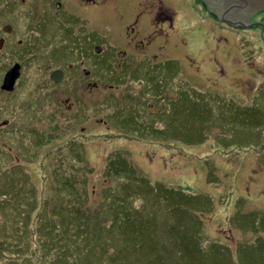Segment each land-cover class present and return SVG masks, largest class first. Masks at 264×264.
<instances>
[{
    "label": "rangeland",
    "instance_id": "1",
    "mask_svg": "<svg viewBox=\"0 0 264 264\" xmlns=\"http://www.w3.org/2000/svg\"><path fill=\"white\" fill-rule=\"evenodd\" d=\"M101 5L96 23L102 29L98 37L105 58L111 56L106 52L109 44L117 50L127 45L130 65V58L140 61L131 54L145 55L148 61L141 62L150 65L147 73L134 74L137 81L124 80L117 89L135 94L145 79L151 86L162 84L151 92L155 125L138 132L136 125L144 123V117L129 122L131 115L118 114L115 101L105 107L103 118L115 112L112 119L125 120L124 126L112 119L99 126L70 118H61L59 127L39 123L46 105L50 110L49 95L32 94L36 85L29 86L27 79L20 83L16 95L20 97V152H14L18 145L11 141L7 146L13 154L0 163L8 174L16 169L17 175L20 169L30 173L35 186L32 211L20 217V236L29 250L22 252L23 258L29 255L33 264H54L53 249L56 257L69 258L75 247L86 248L74 235L75 224L71 231H62L58 218L66 207L55 218L59 230L55 248L40 234L39 217L48 219L52 208H61L59 201L64 200L48 190L51 182L45 181L44 171L48 169L46 173L55 170L52 181L64 170L74 172L75 188L87 193L78 210L83 214L92 215L100 208L103 216V206L118 193V184L132 181L133 200L120 206L112 201L119 213H130L128 222L118 217L107 226L119 230L121 224H143L149 246L142 254L127 247L121 253L125 264H264V27L258 25L264 10L251 16L250 24L239 20L235 25L220 9L218 16L213 13L203 0H102ZM144 35L147 46L135 51ZM113 52L115 75L122 51ZM126 60L123 63L128 65ZM110 79L105 78L106 84L118 78ZM123 103L130 104L128 99ZM159 106L162 114L157 116ZM38 138L41 143H36ZM72 143L85 146V161L71 157ZM119 159L126 167L120 174L113 163ZM2 172L0 190H5L17 177ZM178 189L187 195H164ZM71 206L78 204L73 201ZM139 208L143 212H135ZM1 217L2 211L0 223ZM12 255L3 253L6 261ZM93 257L85 253L80 264L92 263ZM103 262L99 253L98 263Z\"/></svg>",
    "mask_w": 264,
    "mask_h": 264
},
{
    "label": "flooded vegetation",
    "instance_id": "2",
    "mask_svg": "<svg viewBox=\"0 0 264 264\" xmlns=\"http://www.w3.org/2000/svg\"><path fill=\"white\" fill-rule=\"evenodd\" d=\"M101 2L102 0H0V162L9 159L6 155L13 154L7 146L11 141L18 145L14 152H20V97L16 98V95L20 94V83L25 79L29 86L36 85L33 88L35 91H30L32 94H48L51 101L49 112L47 105L44 112L41 111L43 113L38 118L39 123L49 122L52 127H59L61 118H70L81 119L87 125L110 124V119L117 114L113 112L104 119L105 110L108 109L105 107L114 105L115 101L118 114L121 111L131 115L132 120L130 117L129 122L134 123L135 117H144V123L136 125L138 132L152 130V123L155 125V122L153 119L151 121V92L153 87H161L162 84L155 82L151 86V81L145 79L135 94L124 92L122 88L118 90L124 80L137 81L134 74L138 70L147 73L150 65L141 62L145 59L148 61L145 55L133 54L131 57H137L140 61L130 58L133 62L130 65L126 60L130 57L127 45L117 50L109 44L110 48L106 52H110L111 56L107 55V59L105 58L106 54L100 44L101 37H98L99 30L102 29L96 23L103 12ZM258 25L264 27L263 18ZM137 34L140 35L139 32ZM132 43L129 41L127 44ZM138 46H147L146 35L140 36L139 43L134 47L135 51ZM111 48L115 52H122L117 54L120 63L115 69V78L118 79L115 84H106L104 65L106 62L113 65V61H116ZM147 51L144 50L143 53L148 55ZM124 60L128 65L123 63ZM177 64L179 65L178 62ZM164 90L162 88V92ZM107 96L113 100L106 102ZM126 99L130 104H122ZM165 105L167 106L166 101ZM155 112L157 116L161 115V106ZM65 114L68 115L61 117ZM95 116L98 118L94 119ZM112 120L115 124H126L125 120ZM38 142L41 143L39 138L36 140ZM0 171H3L1 175L20 176L17 175L19 169L8 174L4 163H0Z\"/></svg>",
    "mask_w": 264,
    "mask_h": 264
},
{
    "label": "trees",
    "instance_id": "3",
    "mask_svg": "<svg viewBox=\"0 0 264 264\" xmlns=\"http://www.w3.org/2000/svg\"><path fill=\"white\" fill-rule=\"evenodd\" d=\"M111 66V63L106 62L104 65V71L110 78H115V75L111 70ZM106 77L109 81H112L107 75ZM71 157L80 160L81 162L85 161L84 145L81 143H73ZM123 160L126 162L124 158ZM114 164L115 168H118L120 173L125 172L126 167L120 159L114 162ZM47 170L48 169L44 170L45 181L50 180L51 182L48 190L51 189L54 191V196L58 194L65 201H59V203L63 204L61 208L59 206H54L52 208L48 215V219H46L45 215H41L39 217V230L40 234L44 236L43 240L46 241V244L52 245L55 248V237H58L57 233L59 232V230L57 231L55 228V218L57 213L66 207L65 212H62L61 217L58 218V220L63 224L62 231L65 232L67 228L68 232L71 231L72 224H75L76 231L74 235L80 237L86 246L85 250L80 247H75L76 251H69V258H62L59 255L56 257L55 249H53V257L55 258L54 264H80L85 253L94 255L92 263L89 262L88 264H102L98 263L99 253L104 260L103 264H125L122 262L123 258L121 257L123 250H126L128 247L131 252L137 251L138 253H141L147 246H149V243L143 235V224L141 226L121 224L122 227L119 230H116L114 227L107 226L109 225V221H114L118 217L121 221L128 222L130 213H119V207L113 208L112 201L119 206L125 201H132L134 198L132 190H135V187L131 185L132 181L126 180L123 184H118V193H114L113 196L108 199L105 206H103L105 211L103 216H101L103 212L100 208L95 209L94 213L90 215L88 213L83 214V212L78 211L80 209V204L84 205L86 203L85 200L87 193L81 192L80 190L78 191L77 188H75V182L73 179V176L75 175L72 174L74 172L71 171V173H67V171L64 170L63 176L55 174L52 181V176L55 173V170H51L49 173H46ZM28 175L31 174L20 169V176L16 180H12L7 189L5 188V190H0V198H4L0 200V211L4 213V217H1L2 222L0 223L1 264H33L31 260L32 258H30L29 255L25 258L22 256V252L29 253V250H27V243H23L24 237L20 236V217L23 213L27 214L28 211H32L33 207L30 204V200L35 198L32 194L35 186L34 184H31ZM182 191L183 190L178 189L176 192L164 195H187L185 193H181ZM8 195L9 198H7ZM73 201L77 202L78 207L74 208L71 206ZM37 203L38 202L36 200L33 201V204ZM135 212L140 213L143 211L139 208L135 210ZM68 236H71V234H68ZM100 239H102L104 243L102 245H97L96 241H99ZM41 246L43 247V245ZM99 248L100 252H97ZM109 249L113 250L112 254L107 253ZM9 251H11L13 255L6 258L7 262L3 253ZM141 254H139V256H141ZM25 259H28V261L25 262ZM193 264H195V262Z\"/></svg>",
    "mask_w": 264,
    "mask_h": 264
},
{
    "label": "water",
    "instance_id": "4",
    "mask_svg": "<svg viewBox=\"0 0 264 264\" xmlns=\"http://www.w3.org/2000/svg\"><path fill=\"white\" fill-rule=\"evenodd\" d=\"M209 9L217 15L218 10L230 23L237 25L239 20L252 22L251 16L264 8V0H203ZM218 16V15H217ZM13 72V71H12ZM10 75V74H9ZM8 78V77H7Z\"/></svg>",
    "mask_w": 264,
    "mask_h": 264
}]
</instances>
